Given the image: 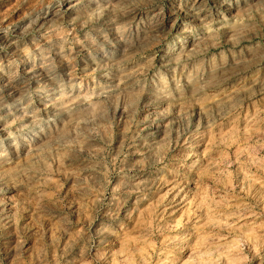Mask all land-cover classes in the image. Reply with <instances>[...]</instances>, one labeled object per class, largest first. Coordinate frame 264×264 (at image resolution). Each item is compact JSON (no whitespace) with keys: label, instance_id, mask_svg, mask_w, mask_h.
<instances>
[{"label":"rangeland","instance_id":"rangeland-1","mask_svg":"<svg viewBox=\"0 0 264 264\" xmlns=\"http://www.w3.org/2000/svg\"><path fill=\"white\" fill-rule=\"evenodd\" d=\"M86 1L0 0V264H264V0Z\"/></svg>","mask_w":264,"mask_h":264},{"label":"bare ground","instance_id":"bare-ground-1","mask_svg":"<svg viewBox=\"0 0 264 264\" xmlns=\"http://www.w3.org/2000/svg\"><path fill=\"white\" fill-rule=\"evenodd\" d=\"M84 1H85V0H84ZM87 1H88V0H87ZM87 1H86V2H87ZM93 1H94V0H93ZM100 1H101V0H100ZM206 1H207V0H206ZM216 1H217V0H216ZM64 3H65V2H64ZM95 3H96V2H95ZM102 3H103V2H102ZM217 3H218V2H217ZM227 3H229V2H227ZM83 4H84V3H83ZM83 4H82V5H83ZM85 4H86V3H85ZM90 4H91V3H90ZM90 4H88V5H90ZM108 4H109V3H108ZM200 4H201V3H200ZM220 4H221V3H220ZM224 4H225V3H224ZM224 4H223V5H224ZM229 4H230V3H229ZM64 5H65V4H64ZM75 5H77V4H75ZM88 5H87V6H88ZM104 5H105V4H104ZM198 5H199V4H198ZM217 5H218V4H217ZM84 6H86V5H84ZM221 6H222V5H221ZM227 6H228V5H227ZM216 7H217V6H216ZM219 7H220V6H219ZM63 8H64V7H63ZM201 8H202V7H201ZM70 9H71V8H70ZM76 9H77V8H76ZM221 9H222V8H221ZM219 10H220V9H219ZM226 10H227V9H226ZM202 11H203V10H202ZM232 11H233V10H232ZM58 12H59V11H58ZM73 12H74V11H73ZM76 12H77V11H76ZM197 12H199V11H197ZM211 12H212V11H211ZM74 13H75V12H74ZM195 13H196V11H195ZM223 13H224V12H223ZM3 14H4V13H3ZM196 14H197V13H196ZM196 14H195V15H196ZM208 14H209V13H208ZM193 15H194V14H193ZM206 15H207V14H206ZM200 20H201V19H200ZM185 54H186V53H185ZM186 55H187V54H186ZM184 57H185V56H184ZM166 61H167V60H166ZM32 75H33V74H32ZM29 78H30V76H29ZM56 90H57V89H56ZM59 93H60V92H59ZM49 95H50V94H49ZM47 97H48V96H47ZM55 97H56V96H55ZM53 100H54V99H53ZM51 101H52V100H51ZM20 102H21V100H20ZM20 102H18V103H20ZM22 102H23V101H22ZM22 102H21V103H22ZM49 103H50V102H49ZM15 105H17V104H15ZM170 196H171V195H170ZM176 198H177V197H176ZM218 226H219V224H218ZM261 226H262V225H261ZM215 227H216V226H215ZM258 227H259V226H258ZM253 229H254V227H253ZM250 230H252V229H250ZM254 230H256V229H254ZM243 234H244V233H243ZM240 235H241V233H240ZM256 235H257V234H256ZM245 237H246V236H245ZM256 237H257V236H256ZM240 240H242V239H240ZM240 240H238V242H239ZM208 242H209V241H208ZM211 242H212V241H211ZM243 242H244V241H243ZM243 242H242V243H243ZM255 242H256V241H255ZM206 243H207V242H206ZM212 243H213V242H212ZM222 243H223V242H222ZM244 243H246V241H245ZM253 243H254V242H253ZM257 243H258V242H257ZM260 243H261V242H260ZM204 244H205V243H204ZM210 244H211V243H210ZM214 244H215V242H214ZM217 244H218V242H217ZM249 244H250V243H249ZM212 245H213V244H212ZM236 245H237V244H236ZM236 245L234 244V246H236ZM189 247H190V246H189ZM250 247H252V245H251ZM193 248H194V246H193ZM251 249H252V248H251ZM192 250H193V249H192ZM195 250H197V249H195ZM203 250H206V251H207V249H203ZM203 250H201V251H203ZM227 250H228V249H227ZM190 251H191V250H190ZM190 251H189V252H190ZM219 251H220V250H219ZM219 251H218V252H219ZM212 252H213V251H212ZM194 253H195V252H194ZM190 254L193 255V253H190ZM211 254H212V253H211ZM232 254H233V253H232ZM232 254H231V255H232ZM202 255H203V254H202ZM190 256H191V255H190ZM206 259H207V258H206ZM197 260H198V259H197ZM221 260H222V259H221ZM200 261H201V260H200ZM209 262H210V261H209ZM215 262H216V261H215ZM223 262H224V261H223ZM193 263H194V262H193ZM188 264H189V263H188Z\"/></svg>","mask_w":264,"mask_h":264}]
</instances>
